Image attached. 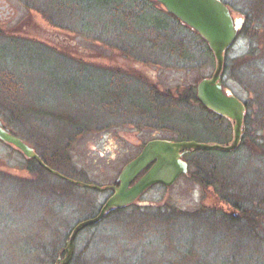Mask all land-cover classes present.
Returning <instances> with one entry per match:
<instances>
[{
  "label": "rangeland",
  "instance_id": "rangeland-1",
  "mask_svg": "<svg viewBox=\"0 0 264 264\" xmlns=\"http://www.w3.org/2000/svg\"><path fill=\"white\" fill-rule=\"evenodd\" d=\"M6 1L13 16L0 31V125L33 147L49 168L104 186L114 183L147 140H232L229 120L181 100L174 108L167 104L166 110L143 111L147 89L176 98L195 91L215 65L200 37L159 4ZM222 1L245 20L243 26L250 19L245 34L227 51L222 82L249 106L242 140L222 156L212 151L185 158L188 173L170 187H150L132 204L143 210L142 216L164 211L191 215L201 206L214 207L219 202L212 185L202 184L206 177L233 181L243 197L249 191L264 198V14L255 0ZM155 98L164 108L162 98ZM44 169L0 140V264H53L37 248H64L71 228L108 199L109 190L71 187ZM33 178L48 185L51 200L30 188L19 189L18 180ZM46 206L55 225L44 235L36 228ZM133 211L83 228L74 240L71 264H264V223L254 231V241L235 229L226 241L227 232H205L193 217L129 240L133 234L123 233L122 226L140 216ZM56 234L60 238L50 246L48 237Z\"/></svg>",
  "mask_w": 264,
  "mask_h": 264
},
{
  "label": "water",
  "instance_id": "water-1",
  "mask_svg": "<svg viewBox=\"0 0 264 264\" xmlns=\"http://www.w3.org/2000/svg\"><path fill=\"white\" fill-rule=\"evenodd\" d=\"M154 1L159 3L167 13L177 18L180 23L198 33L207 43L215 65L211 75L208 78H202L196 84V96L203 107L229 120L232 127V140L226 144L200 143L192 139L174 141L158 138L148 140L140 153L122 167L113 184L100 186L73 180L63 176L57 170L49 168L33 147H29L21 138L16 137L0 125V140L2 142L17 148L26 158L34 159L41 168H45L52 175L84 188L111 191L96 215L77 222L71 228L63 248L64 256L58 257L54 264L70 263L75 252L74 240L83 228L98 224L112 210L128 207L151 186L161 183L170 187L182 174H186L188 164L182 160L183 154L190 150L232 152L238 148L237 146L242 140L246 106L242 100L233 95L231 90L223 86L222 81L227 51L236 42L245 20L241 16L235 17L221 0ZM146 168L147 170L140 175Z\"/></svg>",
  "mask_w": 264,
  "mask_h": 264
},
{
  "label": "trees",
  "instance_id": "trees-1",
  "mask_svg": "<svg viewBox=\"0 0 264 264\" xmlns=\"http://www.w3.org/2000/svg\"><path fill=\"white\" fill-rule=\"evenodd\" d=\"M151 1L156 3L153 0H151ZM151 1H149V2H151ZM254 5L256 7L257 6L260 7L263 11V14H264V0H255ZM163 12L166 13L165 11H163ZM170 17L174 18L178 23H180L174 16L170 15ZM245 17H246V15H245ZM246 19L247 20H246L244 26L242 27L241 31L239 32L238 36L245 34V31H246L245 29L248 26V23L250 22V19L248 16L246 17ZM183 26H186V25L184 24ZM187 28L190 29L189 27H187ZM196 34L198 35V33H196ZM201 41H202V43L205 44L207 51L209 53H211L208 46H207V43H205L202 39H201ZM174 43H176V42H174ZM175 47L179 48L180 45L177 44V46H175ZM181 47H180V49L183 51L184 49ZM184 52H185V50H184ZM226 69H227V66L225 64L223 74L226 72ZM10 77H11L10 74H6V78H7L6 81L9 84L11 83ZM145 95H146L145 100L147 99V101H148V104L145 103V104H147L146 107L143 108V111H145V112L146 111L152 112V111H156L158 109L159 110H161V109L166 110L167 108H170V107L166 106L167 104H170L171 108H174L176 106L175 102L181 100L182 102H185L186 105L188 103L192 104L191 106H193V107L196 105L197 107H199L198 109L202 110L203 112H206V113L213 115L214 117H216L219 120L224 119L223 117L217 116L212 111H209L206 107H203L201 105V103L197 100V96H195L194 90L184 92V93H182V95L180 94V96H177L175 98V97H172L167 92L163 93V92L158 91L156 88L151 87V89H147L145 91ZM156 96L159 98H162L161 100L163 102V105L165 106L164 108L160 107L161 106L160 103L156 101V98H155ZM150 101H152V102H150ZM145 104H144V106H145ZM244 105H246V110H247L249 108L247 102L244 103ZM248 119H249V117H248V115H246L245 122H244V124H246V126H247ZM182 139H184V138L180 137V140H182ZM212 151L213 152L215 151L216 153L221 154V156H222V154H224V152H221V151H217V150H212ZM212 151H203V150H201V151H190V152H187L185 154L184 159L189 157L191 154H197V153H201V152H212ZM28 160L31 164H33V166L40 167L34 159L31 158ZM69 178H71L73 180L79 179L77 177H72V176ZM206 178H204V181H201V180L200 181L202 182V184L204 186L209 185V183H210L212 185V187L214 188V191H216L215 194L217 196V201L219 203L214 204V207H202L201 206V207H199V209L195 210L194 213H192L191 215L189 213L183 212V213H181V216H179V214L177 212L172 213V212H167V211L165 212L164 211V213H162V214L157 213L155 215H151V217H149V216L145 217V216L140 215L141 213L144 214L143 210L141 211V209L139 210V208L137 206H133L131 204V205H129V207L119 208V209H115V210L108 212V214L104 216V219H105V217H108V216H112V217L117 216L118 218H119V216L126 217L127 216L126 214H128V210L130 211V209L134 210L133 212H135L137 214V216L140 215V216L134 218V219H138L135 222H133L134 219L127 218V219H129V221L125 222L122 226L123 233L130 234V235L133 234L131 237L127 236V238L129 240L141 239L142 236L145 235L144 233L151 231L152 227H154V228L158 227L159 230H162V232H163V231H165L166 227L167 228L170 227V224L173 222V220L183 221L185 219L188 220V219H191V217H193L192 219H195L197 221V224L200 226V229L204 230L205 232L215 233L216 231H220V230H222V232L224 231L225 233L227 232L226 241L231 240L229 238L230 237L229 232L232 233L233 229H235V231H237V233H239L240 235H242L241 233H244V235L246 234L247 237H249L251 241H254L255 236H252L255 233L254 231L258 228L262 229V225L264 223V222H261V220L264 221V198L260 197V196H256V197L254 196L253 197V196H251V194H249V191H247L246 194L244 193L245 197H243L241 194V190L236 188L237 184L231 180L228 181L229 183H223L222 180L217 179V178H215L211 181L207 178V181H208V183H207V181L205 180ZM41 182H42V180L38 182L35 178H33L32 180H30L28 182L25 180H18V185L20 187V188L19 187L18 188L21 191H23L22 189H24V187L30 188V190H32V193L38 191V194L40 197H45V200H47V199L51 200L53 197L48 196L50 193L46 194V192L48 190L47 189L48 185L46 183H41ZM63 182L66 185H71V187L76 186V185H72L71 183H69L66 180H63ZM48 210H50V209H48V206H46L44 209V214H43L44 216L42 217V219L39 220V222L37 224V228H36L37 232L44 234V235L47 232H49V233H51V231L54 232L52 229H53V225H55V221H54L55 215L49 213ZM182 214H187V215L182 216ZM94 215L89 214L88 217H92ZM56 218H57V215H56ZM92 226H95V225H92ZM96 226H97V224H96ZM141 233H142V236L140 237ZM257 235L258 234H256V237L259 240V235L258 236ZM55 236L56 237H54V236L48 237V240H49L48 244L50 246L51 245L53 246L55 244V241L60 238V234L59 235L56 234ZM67 236L68 235L64 236L65 240L67 239ZM260 239H261V237H260ZM51 241L54 243H52ZM261 242H264V239H261ZM47 246L48 245H46V244H44V245L42 244L39 248H37V250L39 249L40 253H43V252L48 253L49 258L51 259L52 263H54L58 257H62L64 255L63 248H55V249H52L51 251L50 250L48 251ZM41 251H43V252H41ZM34 256H36V255L34 254ZM73 260L74 259H71L69 264H71V262Z\"/></svg>",
  "mask_w": 264,
  "mask_h": 264
},
{
  "label": "flooded vegetation",
  "instance_id": "flooded-vegetation-1",
  "mask_svg": "<svg viewBox=\"0 0 264 264\" xmlns=\"http://www.w3.org/2000/svg\"><path fill=\"white\" fill-rule=\"evenodd\" d=\"M12 16L13 10L11 8V5L6 0H0V31L2 29L3 24H5ZM184 156L182 157V159H184Z\"/></svg>",
  "mask_w": 264,
  "mask_h": 264
}]
</instances>
